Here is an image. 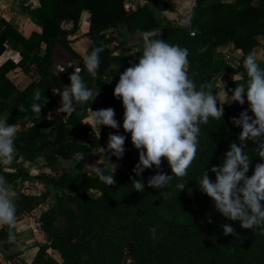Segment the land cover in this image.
Masks as SVG:
<instances>
[{"label":"trees","instance_id":"1","mask_svg":"<svg viewBox=\"0 0 264 264\" xmlns=\"http://www.w3.org/2000/svg\"><path fill=\"white\" fill-rule=\"evenodd\" d=\"M26 1L18 0L20 9L38 23L40 31L31 32L26 38L13 32L16 48L21 55L18 65L26 70L34 50V65L40 76L36 82H30L20 91L7 86L6 81L1 79L0 113L8 109L11 115L7 122L10 123L16 115L31 117L34 114L31 105L34 102L40 104L45 98H48L45 106L49 107L53 100L45 90L57 89L62 93L63 86L70 84L69 75L72 71L54 74L50 71L51 47L55 42H59L77 59L82 70L80 75L86 85L93 90L97 87L99 89V95L89 107L88 104L77 105L65 120L54 116L17 133L16 156L30 159L43 155L48 165L64 160H71L73 165H82L87 161L93 147L80 141L90 129L88 124L82 122L86 108H113L120 127L113 129L101 125L102 133L106 141L109 133H118L127 139L128 132L122 127L124 109L121 100L113 96V89L120 73L130 67L131 63H138L145 39H164L169 44L188 49L187 71L197 87L202 83H210L211 78L222 71L236 75V78L226 82L224 88L228 91L235 88L236 84L245 83L247 75L243 67L244 57L253 54V49L259 44L258 37L264 36V0H256L254 4L253 0H195L191 12L192 36L180 27L170 25L157 28L158 23L149 3L159 11L171 10L172 7L164 0H148V3L133 9H125L123 0H38L37 7H31ZM82 10L88 13L85 36L90 42L85 49L86 55L96 47L103 48L95 77L87 72L84 60L70 48L69 40L66 39L67 34L79 29ZM60 20L69 24L67 30L59 26ZM119 26L133 33L147 34L141 38L136 50L124 56L112 55L107 42L102 41L107 31H113ZM8 28L5 23L0 32V52ZM152 33L157 35L152 36ZM41 42L44 47L40 51ZM223 44L239 50L236 65H231L215 51L217 46ZM200 49L205 50L201 52ZM258 62L264 68V51ZM6 69L2 65L1 74ZM33 90L41 93L39 101L34 100L35 95L31 96ZM228 94L231 95V92ZM21 105L26 111L19 110ZM246 109V98L243 105L236 102L225 104L221 120L210 118L207 124L200 125L197 155L187 175L183 178L173 177L163 189L148 187L147 180L158 171L171 174L167 160L162 158L159 169L153 166L137 177L133 168L138 163V150L126 140L122 157L126 167L114 172L116 183L110 186L101 182L94 172H72L56 176L43 173L28 175L20 168L9 172L0 168V175L6 178L9 185L18 178L36 179L45 187L62 192L75 206L74 212L66 209L65 225L59 229L53 227L56 218L53 206L38 211L35 219L39 222L37 229L47 234L48 239L35 245L36 250L27 264H120L124 250L129 252V262L126 264H264V232L260 228L244 229L238 221L227 219L215 209L212 199L198 188L203 171H207L209 178L214 181L215 174L210 171L211 167L222 164L224 153L229 150L231 142H239L237 138L241 128L234 125L231 118L238 117ZM248 114L252 115L250 110ZM69 126H75V130L67 139ZM245 151L251 158L246 175L251 176L255 165L264 161L258 156L257 145L251 141ZM99 152L101 161L108 157L110 162L115 157L107 151L104 154ZM81 153L83 159L79 160L78 155ZM105 161L103 170L105 174H111L108 162ZM138 178L145 185L143 192L133 189L132 181ZM179 183H186L183 190H178ZM17 193L16 215L24 212L29 214L40 199H45L44 192L38 196ZM57 203L56 208L64 209ZM261 203L264 204V201ZM225 224L234 228L235 235L224 234L222 225ZM153 226L156 228L155 238L149 231ZM9 230L7 225L0 226V243L4 247L11 242L8 239ZM11 231L16 236L15 229ZM89 242L94 246L90 247ZM48 249L56 252L61 261L53 258ZM4 257L7 260L11 258Z\"/></svg>","mask_w":264,"mask_h":264},{"label":"clouds","instance_id":"2","mask_svg":"<svg viewBox=\"0 0 264 264\" xmlns=\"http://www.w3.org/2000/svg\"><path fill=\"white\" fill-rule=\"evenodd\" d=\"M182 23L188 25L190 18H185ZM204 50L200 49L201 52ZM102 51V47H96L84 59L85 69L93 77L99 68ZM188 55V49L169 44L164 39H145L138 63L119 75L113 96L122 102V127L130 133L132 145L138 150L139 159L133 171L140 177L145 169L153 166L159 169L164 158L171 174L158 171L148 178V187L163 189L173 177H185L197 155L200 125L207 124L210 118L221 120L223 105L233 102L243 105L246 98L248 109L241 111L238 117L231 118L232 123L241 128L237 138L239 142H231L222 164L211 167L210 171L215 174L214 181L209 178L207 171H203L198 188L212 199L215 209L227 219L238 221L244 229L260 228L264 232V204L261 203L264 201V162L255 165L251 176L246 175L251 158L245 151L251 141L257 145L258 156L264 161V68H261L257 57L249 53L243 60L247 75L245 83L236 84L235 88L225 91L221 82L222 95L217 97L213 84L202 83L197 87L189 77ZM81 71L75 67L69 75L70 84L59 93L60 107L56 109L57 113L71 114L76 105L88 104L89 107L99 95L98 87L93 90L86 85ZM40 96L41 93L36 92L34 100L39 101ZM41 105L34 102L32 111L40 114ZM19 110L26 111L23 105ZM248 110L252 115L248 114ZM89 111L93 125L97 126V138L101 125L113 129L120 127L113 108H89ZM9 115L0 116V166H9L16 159L17 129L15 124L7 122ZM125 139L124 135L109 133L107 147H100L101 152L104 154L107 151L117 159L122 158ZM105 158L108 165L112 166L111 174H105L103 166H89L101 182L108 186L114 185L116 165ZM78 159H83V153L78 155ZM132 182L133 189L144 191L145 185L141 179ZM185 184L179 183L178 190H183ZM17 195L6 178L0 175V226L9 227V241L15 239L11 229L15 227L17 218ZM222 228L225 235H235L232 226L225 224ZM149 231L155 238V226Z\"/></svg>","mask_w":264,"mask_h":264},{"label":"crops","instance_id":"3","mask_svg":"<svg viewBox=\"0 0 264 264\" xmlns=\"http://www.w3.org/2000/svg\"><path fill=\"white\" fill-rule=\"evenodd\" d=\"M175 1H179V3L182 2L184 7H186L187 9L189 8V11H185L183 14H187L188 12H190V10L192 12V9H193L195 2H196L195 0H164V2L168 3L172 7L171 10L159 11L157 8L150 6L151 12H152V8H154L159 12H169V14H170V12L171 13L174 12V9L177 8L174 4ZM219 1H221V2H233L234 0H219ZM255 2H256V0H253L252 4H254ZM26 3H28L31 7H37L39 5L38 0H27ZM144 3H148V0H146L145 2H141V3H134L133 5L130 6V9H133L137 5H142ZM129 5H130V3H129ZM149 5H151V4L149 3ZM123 7L125 9H128V6L125 4V2H123ZM152 14L154 16L153 12H152ZM187 16H189V14H187ZM187 18H191V14ZM87 20H88V13L86 10H82L80 12V15H79V29L75 33L66 35V39L69 40L68 45L70 46V48L78 56H80L83 60L87 56L85 53V49L90 42L89 39L85 36V31H86L87 24H88ZM156 21H157V19H156ZM85 22H86V24H85ZM5 23L9 26V28L7 30V36L2 43V50L0 52V67L2 65H4V67H6L7 69L2 74L0 72V81H1V79L5 80L7 86L13 87V89L16 91H20L30 82H36L39 79L40 73L38 72L37 68L34 65L35 58H36V52L34 50L30 54V64L28 65V68L26 70H23L18 65V61L20 60L21 55H20L18 49L16 48V41H15V36H14L13 32H15L17 35H19L23 38H26L29 36V34L31 32L39 33L40 26L38 25V23L32 21L29 18V16L27 14H25L20 9V5L18 3V0H0V32L3 29ZM58 24L60 27L65 28L66 30L69 28V24H64L61 20L58 22ZM113 32H114V30L113 31H107L103 35L102 41L104 40V42H107L110 39V42H112L113 37L111 34ZM258 39H259V44L253 49V55L255 53V50L258 48L260 50L262 49V51H264V36H259ZM83 41H88L84 47L82 46ZM110 42L106 43L107 46H108V43H110ZM57 44H59L61 46V44L59 42H55L53 45L55 46ZM43 47H44V44H43V42H41L39 45L40 51L43 49ZM62 48H64V47L62 46ZM216 49L217 50L220 49V52L222 54H225L226 52H228L227 55H230L229 50L232 51L233 55L231 54L232 55L231 60L233 59L234 61L232 60V62H230V64L231 65L237 64L238 57L240 56L239 50L234 49L233 46L229 45V44H223V45L217 46ZM64 50H66V49L64 48ZM68 55L73 57L69 52H68ZM73 58L75 59L77 65L75 63H73V61H67L65 64H62V65H54L52 62V47H51V64L49 66L50 71L53 74L57 73V72H63L62 71L63 69H64V71H72L73 72L72 68L75 66H78L77 59L75 57H73ZM227 62L229 63V61H227ZM69 64H71L72 66H68ZM133 64H135V63H133ZM230 75H231V78L237 77L236 75H232L231 73H230ZM68 85L69 84H65L64 86H68ZM64 86H63V88H64ZM45 91L52 98L53 103L49 107L45 106V103L48 101V98H45L40 103V104H42L40 114L34 112V114L31 117H26V116L18 117L16 115L15 116L16 118H14L9 124H15L16 129H17V133L20 130L25 129L28 126L35 125V124H41L45 121H48V120L52 119L54 116L58 117L62 121L66 119V117L68 116L67 113H64V114L59 113V115H58V113L56 111V109L58 107H60V96H59L58 90L57 89H46ZM34 95H35V90H33L31 92V96H34ZM86 110L89 111V108H86ZM6 113H9L7 108L2 110V112L0 113V116H3ZM10 115H9V117H10ZM83 118H82V122H83ZM70 127H72V126L68 127L69 131H70ZM74 130H75V128H74ZM44 131H46V129H44ZM70 135H71V132L68 135L67 139L70 137ZM64 161L72 162L71 160H64ZM64 161H61V162H64ZM38 165H39V167H41V170H38L39 172H35L34 174H39V173L46 174L43 171L44 165H47L49 167H51V166L57 167L60 165V163L48 165L45 162L43 155H37V156L30 158V159H25L21 156H16V159L14 160V162L11 165L0 166V168L3 171H8V172L14 171L17 168H20L26 174L34 175V174H29V171H30L29 168L34 167V166L36 168V166H38ZM46 175H50V174H46ZM25 183H31V184L35 183L36 188L34 187V189L39 190V192H33L32 194L28 193L26 190L23 189V184H25ZM10 186L16 192H22L24 194L35 195V196H38L41 193H43L40 191H42V189H44L43 187H45L42 183H40L36 179L22 180L20 178L14 179L13 183H11ZM35 209L36 208H34L33 211ZM30 214H32V211L29 214L24 212V213H20L19 215H16L17 218H16V222H15V227H14V229L16 231L15 239L12 240L8 244L7 247H4L0 243V250H2V252L7 253V254H4V256H10V255H12V257L16 256L17 252H16V255H13V253L12 252L10 253V251H21L18 248H15V249H13V248L17 247V245H21L24 248L26 245L24 243L27 240H29V241L31 240L33 243H35V245L39 242H46L47 241V240L46 241L43 240L42 236L37 237V235H36V236H34V238H30V236H29V238L27 237V233H28L27 226L28 225L26 224V221L29 218ZM34 221H36V220L34 219ZM33 224H34V222H33ZM37 231H39V230L37 229ZM40 233L43 236L46 235L47 239H48L47 234H43L42 232H40ZM37 234L39 235L38 232H37ZM35 245L33 247V254L36 250ZM33 254L30 256V258L28 260H25V258H24L22 262L25 264L29 263Z\"/></svg>","mask_w":264,"mask_h":264},{"label":"rangeland","instance_id":"4","mask_svg":"<svg viewBox=\"0 0 264 264\" xmlns=\"http://www.w3.org/2000/svg\"><path fill=\"white\" fill-rule=\"evenodd\" d=\"M146 0H123V2H125V4L128 6V9H130V6L133 5L134 3H141V2H145ZM130 3V5H129ZM175 6L177 8L174 9V12H159L156 9L152 8V12L154 13L155 18L157 19V23H158V27H163V26H173V27H180V28H184L188 31V35L189 32H192L191 30V18H190V23L188 25H184L182 23V21L189 17L191 13L188 12L187 14H189V16H187V14H183L185 11H189V8L187 9L186 7L183 6V3H179V1H175L174 2ZM173 4V5H174ZM151 6V5H149ZM88 21V20H87ZM86 24V22H85ZM84 24V25H85ZM158 29L155 30V32H157ZM113 37V41L110 42V39L107 42L108 43V47L111 51L112 55H116V56H124V55H128L130 54L132 51L136 50L139 46V41L141 40V38H145V36H147V34H140V33H133L131 31H127L125 30L123 27L119 26L117 27L114 32L111 34ZM191 36V35H189ZM104 41V40H103ZM88 41H83L82 42V46L84 47L87 44ZM216 52L218 54H220L226 61L232 62L231 60V56L233 55V52L229 50L230 55H227L228 52H226L225 54H222L220 52V49H216ZM232 54V55H231ZM254 55L257 57V59H261L263 57V51L262 49L260 50L259 48L255 50ZM67 61H73V63L76 64V61L73 57H71L70 55H68V52L66 50H64V48H62V46H60L59 44L57 45H53L52 46V62L54 65H62L65 64ZM234 61V60H233ZM78 63V62H77ZM77 65V64H76ZM134 65L133 63H131V66ZM231 78V75L229 72L223 71V72H219L216 73L210 80V83L214 85V95H216L217 97H220L222 95V85L221 82L224 84H226V82ZM217 105L219 106V101H217ZM77 106V105H76ZM75 106V108H76ZM86 115L83 118V123L88 124L90 126L89 129V133L86 134L85 136L80 138V141L84 142L87 145H91L93 147L90 156L88 157L87 161L78 165H73L72 162L69 161H64L61 162L59 166H54V167H49L47 165L43 166V171L46 174H50V175H61V174H68V173H72V172H89L92 173V168L89 165H95V164H101V166L105 165L106 163V158L101 161L99 158L100 152L101 151L100 147H107V141L102 133L101 128L99 129V137L98 136V131H97V126L93 125L92 120H91V113L86 110ZM74 126L70 127V132L71 134L74 131ZM71 136V135H70ZM127 143H132L131 142V136L130 133H127V139H125ZM125 142V143H126ZM126 143V144H127ZM77 156V155H76ZM108 158V157H107ZM110 163H113L116 165V169L115 172L121 169H124L126 167L125 163L126 161H124L122 158L117 159V157H113L112 161H110ZM29 174H34L35 172H39L38 170H41V167L35 166L29 168ZM109 171H112V166L109 165ZM34 187L36 188L35 183L31 184V183H25L23 184V189L26 190L28 193L32 194L33 192H39V190L34 189ZM44 189H42V191L40 192H44L45 193V199L43 201V199H40L39 202H37L36 205V209L34 211H32V214H30L29 218L26 221L27 226V237L29 238H34V236L37 235V237L42 236L43 240H47V236H43L39 231H37V227H35V225L33 224L34 219H36L38 217L37 213L39 210H41L44 207H49V205L53 206V208H55L56 210V218L54 220L53 223V227L54 229H59L61 227H64L65 225V213H67L68 211L66 209H70L72 212L75 211V206L74 204L67 199L66 195H64L62 192L59 191H55L53 189H51L50 187H43ZM41 190V189H40ZM92 191H94V189H92ZM92 191H90L92 193ZM56 201L58 202L57 205L64 207V209L61 210V208H56L55 203ZM40 203V204H38ZM61 212V213H60ZM32 215V216H31ZM34 229V230H33ZM37 232L39 233V235L37 234ZM36 237V238H37ZM25 247L23 248L21 245H17V247L20 249L21 251H10V253L12 252L13 255H17L12 257V255H10L12 258H10L9 260H6L4 258V254H7L5 252H2V250H0V264H21V262L23 261V259L25 258V260H28L30 258V256L33 254V247L35 245V243H33L31 240H27L25 241ZM90 247H93L94 244L92 242H89ZM16 246V245H15ZM12 249V250H13ZM51 256L53 258H55L56 260H58L59 262L61 261L59 255L48 249L47 250ZM129 262V252L127 250H124L121 253V259H120V264H126Z\"/></svg>","mask_w":264,"mask_h":264},{"label":"built area","instance_id":"5","mask_svg":"<svg viewBox=\"0 0 264 264\" xmlns=\"http://www.w3.org/2000/svg\"><path fill=\"white\" fill-rule=\"evenodd\" d=\"M189 35H191V36H192V35H193V33H192V32H189ZM75 67H78V66H75ZM75 67H73V68H72V70H73V71H74V68H75ZM78 68H79V67H78ZM58 115H59V113H58ZM34 225H35V227H38V226H39V222H37V221H34Z\"/></svg>","mask_w":264,"mask_h":264}]
</instances>
